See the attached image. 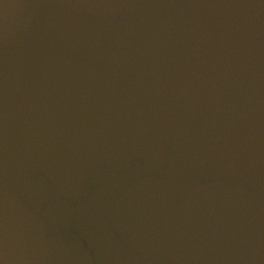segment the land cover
<instances>
[{
	"label": "water",
	"instance_id": "1",
	"mask_svg": "<svg viewBox=\"0 0 264 264\" xmlns=\"http://www.w3.org/2000/svg\"><path fill=\"white\" fill-rule=\"evenodd\" d=\"M4 264H264V0H0Z\"/></svg>",
	"mask_w": 264,
	"mask_h": 264
},
{
	"label": "snow or ice",
	"instance_id": "2",
	"mask_svg": "<svg viewBox=\"0 0 264 264\" xmlns=\"http://www.w3.org/2000/svg\"><path fill=\"white\" fill-rule=\"evenodd\" d=\"M0 264H4L3 259H0Z\"/></svg>",
	"mask_w": 264,
	"mask_h": 264
},
{
	"label": "clouds",
	"instance_id": "3",
	"mask_svg": "<svg viewBox=\"0 0 264 264\" xmlns=\"http://www.w3.org/2000/svg\"><path fill=\"white\" fill-rule=\"evenodd\" d=\"M4 262V261H3Z\"/></svg>",
	"mask_w": 264,
	"mask_h": 264
}]
</instances>
